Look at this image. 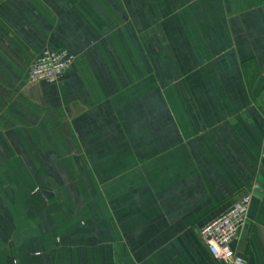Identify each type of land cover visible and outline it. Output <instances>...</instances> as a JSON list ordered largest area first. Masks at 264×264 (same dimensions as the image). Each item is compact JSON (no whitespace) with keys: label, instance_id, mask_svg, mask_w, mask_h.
<instances>
[{"label":"crops","instance_id":"obj_1","mask_svg":"<svg viewBox=\"0 0 264 264\" xmlns=\"http://www.w3.org/2000/svg\"><path fill=\"white\" fill-rule=\"evenodd\" d=\"M246 194L264 264V0H0V264H224L199 231Z\"/></svg>","mask_w":264,"mask_h":264},{"label":"built area","instance_id":"obj_2","mask_svg":"<svg viewBox=\"0 0 264 264\" xmlns=\"http://www.w3.org/2000/svg\"><path fill=\"white\" fill-rule=\"evenodd\" d=\"M74 59L75 57L67 51H43L31 65L26 84L35 85L41 82H58ZM250 203L251 196L248 194L243 195L222 215L200 229L199 237L215 261L224 264H245L235 254L232 245L236 242L239 231L244 225Z\"/></svg>","mask_w":264,"mask_h":264},{"label":"water","instance_id":"obj_3","mask_svg":"<svg viewBox=\"0 0 264 264\" xmlns=\"http://www.w3.org/2000/svg\"><path fill=\"white\" fill-rule=\"evenodd\" d=\"M43 195L47 196L49 194V192L47 191H41Z\"/></svg>","mask_w":264,"mask_h":264}]
</instances>
